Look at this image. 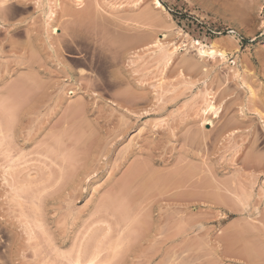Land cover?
<instances>
[{
    "label": "rangeland",
    "instance_id": "374dc122",
    "mask_svg": "<svg viewBox=\"0 0 264 264\" xmlns=\"http://www.w3.org/2000/svg\"><path fill=\"white\" fill-rule=\"evenodd\" d=\"M159 1L0 0V264H264V0Z\"/></svg>",
    "mask_w": 264,
    "mask_h": 264
},
{
    "label": "bare ground",
    "instance_id": "6f19581e",
    "mask_svg": "<svg viewBox=\"0 0 264 264\" xmlns=\"http://www.w3.org/2000/svg\"><path fill=\"white\" fill-rule=\"evenodd\" d=\"M6 0H3V2H5ZM153 2H154V4L157 6V7H159V8H163L162 7V4L160 3V1L159 0H153ZM2 3V2H1ZM47 19L49 20V21H52V19L54 18V16H55V12L53 11V10H51V9H49V11H47ZM49 23V22H48ZM47 23V24H48ZM49 26H50V34H53V33H56L57 32V28L56 27H54L53 25H51L50 23L48 24ZM184 37V36H183ZM197 41V40H196ZM196 45H198V47H197V51H198V53L199 54H201V55H206V56H210V57H216V56H219L221 59H224V57H225V53H224V51H222V49L221 50H219L217 47H216V45L214 44V43H212L211 45H206V44H202V43H200V42H196ZM176 48V47H175ZM200 56V55H199ZM218 58V57H217ZM216 58V59H217ZM248 90H250V89H248ZM251 94V93H250ZM214 105L212 104V102L209 100L208 102H206V106H205V108L203 109V113L204 112H207V111H213L214 110ZM214 113H215V110L213 111ZM258 113V112H257ZM259 114V113H258ZM262 115V114H261ZM259 116H260V114H259ZM209 119V118H208ZM204 120H207V118H205L204 117ZM262 155H264V153L262 154ZM261 161V160H260ZM263 162V161H262ZM261 166H264V165H261ZM133 172L135 173V171L133 170ZM131 176V175H130ZM132 176H136V175H132ZM131 176V177H132ZM139 176V175H138ZM141 176V175H140ZM143 176V175H142ZM128 177V176H127ZM126 177V178H127ZM125 178V179H126ZM133 178H135V177H133ZM129 179V178H128ZM151 179V178H150ZM132 179L130 178V182H133V181H131ZM139 180V179H138ZM162 180H164V179H162ZM126 181H127V179H126ZM135 181V180H134ZM141 181V180H140ZM143 181V180H142ZM150 181V180H149ZM165 181V180H164ZM123 182V181H122ZM136 182V181H135ZM147 182V181H146ZM154 182H155V180H154ZM163 182V181H162ZM123 183H125V182H123ZM158 183V182H157ZM132 184V183H131ZM136 184V183H135ZM139 184V183H138ZM145 184V182L143 181V184H142V186ZM149 184V183H148ZM151 184H153V183H151ZM156 184V183H155ZM159 184V183H158ZM127 184H125V186H126ZM145 185H147V184H145ZM144 185V186H145ZM150 185V184H149ZM149 185H148V187H149ZM133 186V185H132ZM151 186V185H150ZM128 187H129V184H128ZM140 187V186H139ZM141 188V187H140ZM147 189V188H146ZM94 260V259H93ZM93 260H90L91 262L93 261ZM89 260H88V264L90 263L91 264V262H90ZM93 263V262H92ZM87 264V263H86Z\"/></svg>",
    "mask_w": 264,
    "mask_h": 264
}]
</instances>
